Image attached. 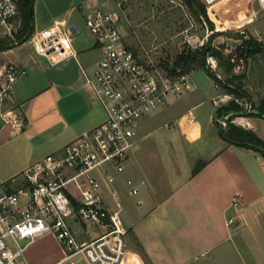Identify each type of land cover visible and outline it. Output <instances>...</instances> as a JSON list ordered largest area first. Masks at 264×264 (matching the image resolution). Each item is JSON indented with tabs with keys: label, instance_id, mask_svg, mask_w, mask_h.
Wrapping results in <instances>:
<instances>
[{
	"label": "crops",
	"instance_id": "1",
	"mask_svg": "<svg viewBox=\"0 0 264 264\" xmlns=\"http://www.w3.org/2000/svg\"><path fill=\"white\" fill-rule=\"evenodd\" d=\"M236 1L241 7L231 3L215 16L206 12L209 20L221 22L222 28H242L246 37L264 41V0ZM244 2L246 6L242 7ZM103 6L109 9L105 0H86L77 6L89 37L80 38L82 26L67 24L65 18H59L63 12L54 13L43 25L37 26L39 28L33 19V31L47 28L56 21L71 26L74 57L51 63L35 55L27 41L24 46L18 44L0 51V67L12 63L23 72L14 82L9 103L15 106L22 123L0 129V180L17 175L48 154L59 155L66 143L105 120L103 108L85 82V75L91 76L102 58V50L90 34L86 20L95 10L112 13L121 45L130 46L124 42L119 17L111 10H103ZM192 38V44H196L203 35L199 38L192 33ZM212 41L213 47L223 45L226 52L241 42L224 34ZM18 48H24V52L17 51ZM165 62L171 67L173 60L162 62L159 55L154 57L157 67H165ZM159 67L162 75L167 76L165 68L161 71ZM198 70L189 73L192 89L181 99L184 109H179L182 106L175 109L176 103L167 102L160 111V121H164L163 125L171 133L150 142L157 117L145 118L144 124H140L144 127L142 134L139 137L135 134V143L123 162L122 173L115 174L110 166L91 173V177L101 183L111 217L125 232L124 264H144L136 242L152 264H264V157L251 149L228 146L219 139L213 125L216 109L232 96L224 93L207 75L212 93L207 90L202 91V95L198 93L192 83ZM246 86L255 105L264 99V87L253 94ZM196 97L200 101L189 105L187 100ZM206 101L210 106L208 126L202 124L201 112L197 117L194 114ZM243 123L244 128L264 141V118L245 117ZM197 161L204 162V166L191 176ZM105 170L114 175L112 185L103 179ZM127 179L139 187L136 195L129 193L125 185ZM141 180L145 185H138ZM110 190L116 191L115 199L110 197ZM236 194L240 199L233 207L231 201ZM131 196L136 198L129 199ZM229 218L234 219L232 224L227 223ZM72 226L84 240L93 239L101 232L96 229L93 233H84L76 223ZM48 240L60 249L53 237L44 236L26 247V263L30 248L36 246L29 253L33 257ZM50 259L49 254L48 259L38 264H57L61 257L54 262H48Z\"/></svg>",
	"mask_w": 264,
	"mask_h": 264
},
{
	"label": "built area",
	"instance_id": "2",
	"mask_svg": "<svg viewBox=\"0 0 264 264\" xmlns=\"http://www.w3.org/2000/svg\"><path fill=\"white\" fill-rule=\"evenodd\" d=\"M19 1L0 0V30L6 36H11L17 28L14 19ZM199 1L213 16L220 9H228L229 4L238 2ZM176 4L182 8L180 3ZM236 6L241 7L239 3ZM200 20L206 35L196 48L227 28L221 29V22L213 21L214 28L209 29L204 19ZM86 26L102 50V58L93 74L85 75V82L103 108L105 120L66 143L59 155L48 154L17 175L0 180V264H28L24 259L26 247L48 235L54 238L62 252L57 264H124L125 232L111 217L101 183L91 177V173L102 166H110L115 174L122 173L123 162L135 143L134 127L170 98L192 89L188 73L171 79L162 75L151 59L150 51L141 54L121 45L112 13L95 10L86 20ZM234 30L239 35H246L242 28ZM71 37L72 27L56 21L47 28L34 30L27 42L35 55L55 63L75 56ZM186 42L190 45L188 39ZM210 61H216L212 57L206 58L211 68ZM22 73L12 63L0 67V129L21 125L18 114L8 105L14 82ZM218 122L225 126L223 120ZM102 176L109 185L115 181L108 170ZM125 185L131 195L138 193L139 187L131 179H127ZM138 185L143 186L145 182L141 180ZM109 195L112 199L117 196L115 190H110ZM239 199L240 195H234L231 205L236 207ZM233 222V218L227 221L228 224ZM72 223L81 226L84 233L96 229L101 232L93 239L84 240L77 235Z\"/></svg>",
	"mask_w": 264,
	"mask_h": 264
},
{
	"label": "rangeland",
	"instance_id": "3",
	"mask_svg": "<svg viewBox=\"0 0 264 264\" xmlns=\"http://www.w3.org/2000/svg\"><path fill=\"white\" fill-rule=\"evenodd\" d=\"M85 1L86 0H34L32 3V15L33 19L35 18L36 20V27L39 25H43V22L53 16L54 13L63 12L61 17L59 18H65L67 20V24L77 23L79 24V26H82L84 30L82 29L83 33L80 38H83L85 36L89 37L87 31H85L86 29L84 28L85 22L83 18H81V13L77 9V6L82 5V3H84ZM105 2L107 3V8H109L108 10H111L119 17L120 26H122V29L124 31L123 33L125 44L129 45L141 54L145 51H150V56L153 61L154 57L158 55L160 57V61L163 62L172 61L177 54L181 53L184 50L195 51L199 49L196 48L198 43L203 38H205L206 31L203 23L198 21L192 14H190L189 9L187 8L186 4L182 2V0H105ZM174 2L180 3V5H182V8ZM98 6H101V4ZM243 6H246L245 2L244 4L242 3V7ZM102 9L107 10L104 6L102 7ZM229 27H227L226 29L224 28V32L219 33V35L224 34V36L228 38H234L228 33L236 34L238 32L232 31L234 29L231 28V26ZM191 32L195 33L199 38L203 35V38L199 39V42L195 41L196 44H192L191 40H193V38ZM154 35H157V37ZM0 36H6L3 30H0ZM187 39L192 46H190L186 42ZM207 40H205V42ZM211 44L213 45V41L211 42ZM220 46L222 45H219L217 47ZM224 48L226 49L225 46ZM229 49V52H233L235 48ZM17 51L24 52V48H18ZM239 63L240 62L238 61V64ZM210 66L212 69H215L214 72L216 74H220L219 70L216 67V63L213 64V62L210 61ZM236 70H241L242 72L247 74L248 79L246 78L245 85H247L246 88H249L250 92L253 93V91L255 92L264 87V57L257 56L255 61L250 60L249 64L243 67L239 65L236 67ZM261 75L263 76V78ZM192 78V83L194 82V88L198 93H201L202 95V91L204 90L209 91V94L212 93L210 81L206 78V74L202 69L196 71V75ZM187 94L188 92L181 96L173 97V101H170L171 99H173L170 98L168 102H171V104L176 103V105L174 106L175 109L182 106L181 108H179L180 110H182L184 109V104L181 99ZM199 101L200 98L198 97L187 100L188 104L191 106L198 103ZM206 102L207 103L198 106L197 110H194V114L197 117V114L201 112V122L203 125L208 126L210 106L208 104V101ZM161 109L162 107L153 111L151 114L145 117L158 118H154L156 129L154 135L150 138V142L155 140L157 137L166 136L168 135L167 133H171L170 130H168L166 126L163 125L164 121H160V115H162V113L160 112ZM244 119L245 117L235 118L233 120V123L244 128ZM141 121L142 122H139V124L134 127V131L137 137L142 134V130L144 129V127H141L140 125L144 120ZM155 168L157 167L155 166ZM132 198L136 197H129V199ZM126 238H129L128 234H126ZM128 245L129 244H127V248ZM34 249H36V246L30 248V250ZM30 250L26 255V260L28 261V263L38 264L39 261L48 259L49 254L51 256V259L48 262H54L55 260H58L60 257H62L61 250L59 248H56L53 241L51 240H48L47 243H45V247L43 246L42 249L39 250L40 253H38L37 255L33 253V257L29 256ZM76 260L80 261L79 258H76Z\"/></svg>",
	"mask_w": 264,
	"mask_h": 264
},
{
	"label": "trees",
	"instance_id": "4",
	"mask_svg": "<svg viewBox=\"0 0 264 264\" xmlns=\"http://www.w3.org/2000/svg\"><path fill=\"white\" fill-rule=\"evenodd\" d=\"M34 0H21L18 5V14L14 19V24L17 28L12 32L11 36H0V51L8 50L15 45L26 42L33 32V18L32 13L29 16V4ZM192 15L200 22V18L204 19L207 28L212 29L213 23L208 19L205 5L199 0H182ZM227 34V33H226ZM236 39H240V44L235 47L233 52H226L224 46L213 47L211 42L219 34L212 35L205 42V44L195 51L187 50L177 54L171 67H159L161 71L165 68L167 76L171 79L178 74L190 73L192 70L198 68L202 69L206 75L217 85L224 93L232 96V98L224 105L217 107L216 118L213 125L216 134L228 146L243 147L259 152L264 157V141H262L253 131L243 128L233 123L235 118L243 116H235V113H245L244 117H261L264 118V99H260L255 105L251 100L250 95L245 90V81L247 74L237 71L236 67L241 65L247 66L250 60H256L257 56L264 57V41H257L251 36H242L238 33H228ZM212 57L216 61L217 69L220 74H216L206 64V58ZM238 61L240 62L238 64ZM219 76V77H218ZM262 76V75H261ZM263 78V76H262ZM261 78V80H262ZM264 80V79H263ZM260 90V89H259ZM15 113H17L14 105H8ZM248 107V109L246 108ZM249 110H257L258 114H248ZM223 117L225 126L222 127L218 122ZM251 144L257 148L250 147ZM204 162L197 161L192 170L191 176L197 174ZM136 248L140 252L144 264H152L144 253L142 247L138 242L135 243Z\"/></svg>",
	"mask_w": 264,
	"mask_h": 264
},
{
	"label": "water",
	"instance_id": "5",
	"mask_svg": "<svg viewBox=\"0 0 264 264\" xmlns=\"http://www.w3.org/2000/svg\"><path fill=\"white\" fill-rule=\"evenodd\" d=\"M187 1H188L189 4L191 3L190 0H187ZM31 13H32V3L30 2V4H29V16L31 15ZM248 114H258V111L257 110H249ZM244 115H246V114L245 113H240V112L235 113L236 117H238V116H243L244 117ZM220 120H223V117H221ZM247 145L250 146V147L252 146L254 148H257V147H255V146H253L251 144H247Z\"/></svg>",
	"mask_w": 264,
	"mask_h": 264
},
{
	"label": "bare ground",
	"instance_id": "6",
	"mask_svg": "<svg viewBox=\"0 0 264 264\" xmlns=\"http://www.w3.org/2000/svg\"><path fill=\"white\" fill-rule=\"evenodd\" d=\"M213 64H214V62H213Z\"/></svg>",
	"mask_w": 264,
	"mask_h": 264
}]
</instances>
